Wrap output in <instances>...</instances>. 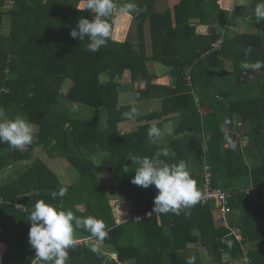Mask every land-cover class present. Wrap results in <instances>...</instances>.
<instances>
[{"label":"crops","instance_id":"obj_1","mask_svg":"<svg viewBox=\"0 0 264 264\" xmlns=\"http://www.w3.org/2000/svg\"><path fill=\"white\" fill-rule=\"evenodd\" d=\"M123 2L125 0H117L118 4ZM132 2L143 11L139 15L120 16L113 25L112 36L106 46L117 52L115 56L119 55L123 59L127 56L144 59V65H139L134 74L126 69L122 77L116 79L118 100L116 108L112 109L113 113L108 107L96 108L67 100L66 96L74 85L68 79L59 91L65 97L60 102L30 104L28 107L21 105L19 108L14 105V112L8 114L7 118L10 119L17 115L26 116L34 126L35 134L32 144L23 151L13 149L7 143H0V165H4L0 168V195L10 202V205L0 210V238L3 240H0V264H32L35 250L29 243L31 225L27 219L38 200L59 204L62 199L65 209H71L76 216L81 217L98 218L95 212L88 209V204L94 209L95 206L98 207L100 213L102 205V220L109 227L108 232L111 230L112 219L117 225H121L137 215L133 199L125 198L114 176L113 170L116 167L111 162L112 144L115 142L113 138L93 134L74 141L69 123L65 126L67 136L61 130L43 141L45 135L40 133L41 123L53 126L73 118L98 132H105L111 113L122 120L118 125L121 136L138 134L137 138L129 141L132 146H125L124 153L128 151L129 156L154 157L167 148L170 154L167 157L161 154V162L186 159L199 188L202 186L203 167L199 158L203 155V144L206 143L211 165L217 171L216 185L232 196L233 208L229 221L233 227L242 231L244 241L239 242L241 253L235 256L222 250L216 252L199 240L188 241L176 256L187 259L194 255L196 264H241L246 258L252 264L250 254L262 248L264 219L257 221L247 218L246 208L264 206V129L261 134L256 135L254 122H242L238 114L231 115L228 109H236L238 101L247 97L255 101L254 110L257 114L263 115L264 89L259 86L257 76L262 75L264 70L249 75V88H239L233 74L236 69L235 60H238L240 67L242 61L256 62L259 59L243 60L233 47L228 51L230 57L220 54L227 37L258 35L259 31L264 37V24L260 28L255 22L256 0H190L184 6L185 0ZM78 3V8H86L85 1ZM25 6L27 5H22ZM20 8L21 4L15 0H7L0 5V30L3 34H8L13 28L23 27V24H18L11 17ZM53 8L49 9L45 5L42 13L54 15L56 7ZM94 15L91 13L92 17ZM220 40L222 44L219 47ZM203 54L207 55L201 58ZM208 57L210 60L192 74L193 66ZM192 60L191 65L183 67ZM188 73L191 80L185 83L183 77H187ZM259 100L263 101L262 105L258 103ZM73 105L76 106L75 109ZM132 106L137 108L138 115L129 120L122 114ZM24 107L25 112H22ZM4 115L6 117L5 110ZM153 124L163 133L157 143H153L147 135ZM227 133L234 134V148L225 146ZM219 134L223 138L213 140L214 135ZM85 145H88L87 149L82 147ZM171 153H175V157ZM83 156L92 160L94 170H99L92 174L90 183L85 184L87 186H81V175L69 161L70 158ZM134 175L135 173L126 174L124 183L130 189V194L136 196L140 189L145 188L131 183ZM73 187L76 189L70 194ZM60 188L67 190L65 196L52 200L51 193L58 192ZM154 189V186H150L145 190ZM15 205H20L22 209H16ZM117 209L119 217L116 215ZM210 209L212 222L218 229V210L214 204ZM189 212L190 209L184 213L188 215ZM200 217L192 221L198 224L202 222ZM163 229L164 236L169 239L166 250L169 261L175 254L171 249L175 245L172 222ZM74 236V247L92 250L96 245V252L117 264H136L134 260L125 263L118 261V250L113 244L107 243L110 242L109 234L102 243H98L83 228L75 229ZM191 236L199 237V230L193 228L190 236L184 234L180 238L181 244ZM124 242L136 247V254L147 252L144 241L138 234L135 237L126 235ZM75 262L76 260L69 258L67 264Z\"/></svg>","mask_w":264,"mask_h":264},{"label":"trees","instance_id":"obj_2","mask_svg":"<svg viewBox=\"0 0 264 264\" xmlns=\"http://www.w3.org/2000/svg\"><path fill=\"white\" fill-rule=\"evenodd\" d=\"M5 1L7 0H1L0 5ZM15 1L21 4V8L23 9H16L11 14V17L18 24H23V27L21 29L13 28L8 34H3L0 30V108L6 111V118L8 114L14 112V105L19 108L21 105L28 107L30 104L37 105L45 102H60L65 97L61 96L59 91L63 83L68 79L74 85L66 96L67 100L96 108L108 107L109 111L112 112V109L116 108L118 100V83L116 79L121 78L126 69H130L134 74V71L139 69V65H144V59H133L130 56L123 59L119 55L115 56L117 52L108 46L101 47L95 53L89 52L87 50V38L84 41L73 39L70 32L76 26L78 20L81 17L90 20L93 18L91 16L92 12L87 10V8L82 10L78 9V2L85 0H48L47 3H44L45 0ZM189 1L185 0L183 6L188 4ZM256 2L258 3L259 0H256ZM23 4L27 6L22 7ZM45 5L49 9L51 7L55 9L56 7V13L54 15H44L42 11ZM263 24L264 21L257 23L260 28ZM263 40V33L260 31L258 35L243 34L235 38L227 37L220 54H223L225 57H230L228 51L233 47L236 51L238 50V56L243 60L251 58L264 60ZM236 45H238V48ZM249 46L252 48V53L245 56V50ZM193 60L186 63L183 67L191 65ZM201 60L193 66L192 74H194L195 70L200 69L203 63L209 61L210 57L207 60ZM235 61L236 69L233 73L235 74L234 80L238 81L239 88H249L248 77L250 74H255L256 72L254 73L249 70L246 75H243L245 70L240 69L237 59ZM7 70H9L8 74L6 73ZM257 78H259V86L264 89V73L257 76ZM184 79L186 80L185 83H187V77H183ZM262 102L259 100L258 103L262 105ZM250 103L251 106H249ZM254 104L255 101L253 99H247L245 97L238 101L236 109L232 110L230 108L228 110L231 115L238 114L242 122L246 123L249 120L254 122V133L259 135L264 129V113L262 116L258 115L256 110H254ZM25 107L22 108V112H25ZM112 113L105 132H98V130L86 125L82 121L73 118L67 119V122L65 121L53 126L41 123L39 125L40 133L45 135L43 141L51 138L54 134L59 133L57 131L61 130H64L65 136H67L68 133L65 130V126L66 123H69L72 126L71 136L74 141L93 134L113 138L115 142L112 144L114 147L111 150L113 155L111 162L116 167L113 170L114 176L125 198L133 199L134 210L137 215H142L154 208L153 201L155 195L158 194V190L140 189L136 196L130 194V191H128L129 188L124 183V178H126V174H134L136 166L132 165L128 151L124 153L123 149L125 146H132L129 141L137 138L138 134L134 133L121 136L118 132V125L122 120ZM55 131L56 133H54ZM222 138L221 134L218 136L214 135L213 140ZM80 145H82V142ZM99 145L103 147L102 143ZM82 147L87 149L88 145ZM208 159L211 165L210 155ZM179 160L171 159L165 160L164 162L173 163ZM199 160H201V155ZM69 161L78 169L81 175L79 181L81 186H87L85 184L90 183L92 174L99 171L94 170L92 160L85 156L83 158H70ZM184 161L186 162L187 160L185 159ZM2 167L4 165H0V168ZM125 167H128V172L124 171ZM211 169L213 186L217 187V171L214 170L212 165ZM75 189L76 187H73V190L69 193L72 194ZM0 197L2 196L0 195ZM59 204H62L64 208L65 203L62 199ZM211 205L202 206L200 202H197L190 208L188 215L183 212L175 216L172 213H166L162 214L160 219L150 218L142 222L131 219L121 225H117L112 219L111 230L108 232L110 236V240L108 241L110 242L107 243L113 244L118 250V261L120 263L134 260L136 264H164L165 262L167 264H186L187 259L176 256L178 251L186 247L188 241L199 240L216 252L222 250L238 256L241 253L240 243L235 238L225 237L229 234L228 230L221 227L218 229L214 227L210 209ZM231 208H233L232 200ZM2 209L0 208V210ZM88 209L95 212V215L99 219L103 218L102 205L101 213L96 206L94 209L88 204ZM106 210L107 216L108 208ZM118 213L119 209L116 210L117 217H119ZM195 216H201L202 222L198 224L194 223L195 221L193 222L192 219L196 218ZM246 217L257 221L263 220L264 206L246 208ZM170 222H172L173 234L175 236V245L171 249L175 254L168 261L166 250L168 249L167 242L169 239L164 236L163 227ZM107 228L109 229V227ZM193 228L199 230L200 236L188 237L181 244L180 238L184 234L190 236ZM257 231L259 230L257 229ZM137 234L142 237L147 249V252L144 254H136L135 251L137 248L124 242L126 235L135 237ZM223 238L226 239L222 240ZM0 240L3 241L1 238ZM261 244L262 248L260 251L250 254L252 264H264V250H262L264 248V240L261 241ZM69 252H71L69 258L76 260L75 264H117L115 261L103 257L99 252H93L87 248L74 247Z\"/></svg>","mask_w":264,"mask_h":264},{"label":"clouds","instance_id":"obj_3","mask_svg":"<svg viewBox=\"0 0 264 264\" xmlns=\"http://www.w3.org/2000/svg\"><path fill=\"white\" fill-rule=\"evenodd\" d=\"M85 4L87 10L95 15L91 20L81 17L70 35L80 41L87 38V50L93 53L106 46L112 36L113 25L120 16L139 15L143 11L132 0H125L119 4L117 0H85ZM254 15L255 22L264 21V0H259L256 4ZM251 53L252 48L249 46L245 50V56ZM240 67L246 73L249 70L254 73L260 72L264 69V60L256 62L245 60L241 62ZM75 107L73 105L74 109ZM122 115L129 120L135 119L138 115L137 108L132 106ZM34 134V126L26 116L6 118L4 110L0 108V143H7L11 148L23 151L32 144ZM147 135L153 143H157L163 133L153 124L149 127ZM161 154L167 157L170 153L164 148L162 153L154 157L130 156L132 165L136 166L131 183L145 189L154 186L158 190L153 201L155 213L180 215L182 210L194 206L199 201L201 191L184 160L173 163L161 162L159 159ZM171 155L175 157V153ZM124 171L128 172V167H125ZM66 191L65 188H60L58 192L53 191L52 200L55 201L58 196L63 198ZM27 220L31 225L29 243L35 250L32 264H67L69 250L75 246V229L83 228L98 243H102L108 236V228L102 219L95 216H76L71 209L65 210L62 204H51L45 200H38L35 203L34 210L30 212ZM97 250V246L94 245L92 251ZM186 264H196V256H189Z\"/></svg>","mask_w":264,"mask_h":264},{"label":"built area","instance_id":"obj_4","mask_svg":"<svg viewBox=\"0 0 264 264\" xmlns=\"http://www.w3.org/2000/svg\"><path fill=\"white\" fill-rule=\"evenodd\" d=\"M222 44V40L218 42L219 47ZM207 54L201 55L202 57H205ZM197 60L195 61V63ZM6 73H9V70L6 71ZM188 81L191 80V77L189 73L187 74ZM234 134L227 133L225 136V146L227 148H234L235 147V139L233 137ZM208 153H209V147L205 143L203 144V155L201 157L203 167H202V177H203V183L200 188L201 196L198 202L201 203L202 206H208L211 204H214L218 210L219 216H218V223L221 228H224L229 231V234L225 236L226 238H235L238 242H243V234L242 231L238 228L232 227L229 221V215L232 213L231 208V200L232 196L230 193L213 186V175H212V169L211 165L209 163L208 159ZM10 205V202L7 201L5 198L0 197V208L6 207ZM192 207V206H191ZM190 207V208H191ZM16 209L21 210L22 207L20 205H15ZM190 208L184 209L181 212H187ZM161 213H155L152 210L146 212L142 215H135L134 219L137 222H142L144 220L150 219V218H161ZM226 238H223L222 240H225ZM241 264H251L250 259L246 258L244 261H242Z\"/></svg>","mask_w":264,"mask_h":264}]
</instances>
